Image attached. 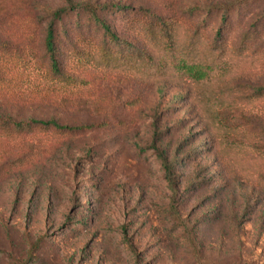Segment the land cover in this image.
Returning <instances> with one entry per match:
<instances>
[{
	"label": "rangeland",
	"instance_id": "1",
	"mask_svg": "<svg viewBox=\"0 0 264 264\" xmlns=\"http://www.w3.org/2000/svg\"><path fill=\"white\" fill-rule=\"evenodd\" d=\"M73 1L172 15L236 0ZM67 5L0 0V18L28 31L27 21ZM241 11L252 22L264 0H249ZM107 19L119 28L113 16ZM243 82L263 86L264 68ZM81 91L27 102L0 98V115L17 120L102 125L76 136H26L45 150L0 177V264H264V189L227 177L186 89L86 74ZM260 109L225 107L220 121L264 125ZM162 156L173 163V185Z\"/></svg>",
	"mask_w": 264,
	"mask_h": 264
},
{
	"label": "trees",
	"instance_id": "2",
	"mask_svg": "<svg viewBox=\"0 0 264 264\" xmlns=\"http://www.w3.org/2000/svg\"><path fill=\"white\" fill-rule=\"evenodd\" d=\"M248 1L163 15L141 6L67 0V6L48 17L27 21L28 31H20L21 22L0 18V98L27 102L76 96L86 74H118L184 88L227 177L264 189V125L220 121L223 108L241 104L261 107L264 113V85L243 82L246 74L264 68V12L246 21L241 6ZM109 15L119 28L108 21ZM101 126L0 115V177L29 166L45 150L41 141H29L27 135L51 131L76 136ZM227 135L233 139L227 141ZM162 161L173 185V163L163 156Z\"/></svg>",
	"mask_w": 264,
	"mask_h": 264
}]
</instances>
